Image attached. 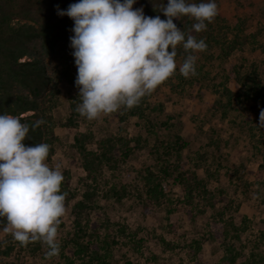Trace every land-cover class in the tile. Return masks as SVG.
<instances>
[{
    "label": "rangeland",
    "instance_id": "rangeland-1",
    "mask_svg": "<svg viewBox=\"0 0 264 264\" xmlns=\"http://www.w3.org/2000/svg\"><path fill=\"white\" fill-rule=\"evenodd\" d=\"M216 3L211 34L202 36L210 46L195 53L196 75H181L183 59L176 56L177 71L149 93L143 117L124 118L121 109L93 120L73 113L71 103L78 97L73 49L68 44L55 52L51 64L61 78L54 99L45 100L41 119L50 145L46 163L59 165L64 177L59 253L48 256L41 241L21 245L0 230V264H82L89 252H75L79 228L97 229L89 251L98 253L89 264H223L229 221L240 227L238 238L231 239L238 262L256 250V244L264 252V143L255 128L264 103L243 98L228 105L222 92L229 86L243 95L255 76L259 91L264 90V0ZM236 73L243 82L232 79ZM26 114L35 118L33 111ZM174 132L189 142L181 158L213 192L214 209L198 199L185 202L182 187L170 178L158 202L147 197L143 174L146 169L158 173L160 141ZM261 132L264 136V128ZM108 137L119 159L114 167L104 164L97 171V151L105 148L101 145ZM125 142L130 152L121 160ZM91 190L89 207L75 214L74 204Z\"/></svg>",
    "mask_w": 264,
    "mask_h": 264
},
{
    "label": "clouds",
    "instance_id": "clouds-1",
    "mask_svg": "<svg viewBox=\"0 0 264 264\" xmlns=\"http://www.w3.org/2000/svg\"><path fill=\"white\" fill-rule=\"evenodd\" d=\"M136 0H76L57 15L73 21L69 37L77 74L76 111L88 120L130 109L177 71V45L186 55L178 66L184 77L196 75L195 53L206 49L192 32L207 28L218 13L216 0H167L160 15L147 16ZM194 22L185 31L173 18ZM44 123L37 119L35 130ZM258 126L264 127V108ZM29 124L9 113L0 114V224L21 245L41 241L46 255L59 253L58 226L65 213L66 193L59 165L46 160L50 145H26Z\"/></svg>",
    "mask_w": 264,
    "mask_h": 264
},
{
    "label": "trees",
    "instance_id": "trees-1",
    "mask_svg": "<svg viewBox=\"0 0 264 264\" xmlns=\"http://www.w3.org/2000/svg\"><path fill=\"white\" fill-rule=\"evenodd\" d=\"M76 0H0V114L9 113L18 116L22 122L29 124L28 137L24 140L26 145H33L39 142L46 143V136L43 124L32 130V123L37 119H41V114L47 106L45 100H53L57 92V84L61 78L60 70L51 64V59L57 50L66 45H70L69 37L73 35L71 29L73 21L68 16H59L56 7L65 9L70 3ZM167 0H136L133 8L142 7L143 12L147 16L160 15L161 19H166L163 13L159 12L163 4ZM213 21V20H212ZM207 23V28L200 32H192L197 39H201L203 32L211 34V23ZM173 22L181 30L188 31L194 22L187 16H181L179 19L173 18ZM206 49L209 43L206 42ZM68 45V46H69ZM177 56L181 54L184 59L186 53L182 46L177 47ZM236 81L243 82V78L236 73L233 78ZM251 85L244 91L233 92L229 86H223L222 92L227 95L228 105L231 101L243 102V98L248 102L264 103V90L259 91L260 86L255 76ZM149 94L145 95L139 104L126 109L121 108L124 113L122 117L135 115L143 117L145 109H148L150 103L147 100ZM219 103V101H216ZM79 98L74 97L71 103V110L76 113V104ZM33 111L35 118L26 114ZM146 122L152 125L149 117ZM259 123V122H258ZM255 125L259 131V141L264 143L262 130L264 127ZM261 134V135H260ZM189 142L178 132L164 141H160L161 165L158 173H154L151 169H146L143 174L145 193L148 198L154 202H158L165 195V187L168 179L172 183L179 184L184 192V201L191 204L194 199L202 200L205 206L214 209V194L208 189L204 180L198 176L195 171H191L186 167L187 161L181 158V150L187 146ZM100 151H97V171L104 164L112 168L117 165V157L114 156V141L107 138L105 144L101 145ZM83 151V150H82ZM130 148L126 142L122 144L120 159L124 160L128 156ZM90 161H86L84 165H91ZM116 193V189L113 190ZM94 192L86 191L83 198L76 201L73 212L79 214L80 211L89 207L88 202ZM217 212H215L216 214ZM3 225L0 224V229ZM95 228V227H93ZM240 227L232 221L226 222L225 238L222 246L225 254L222 256L223 264H264V252L258 250L256 244L255 249L249 252V255L241 262L237 259L238 250L234 246L231 239L238 238ZM79 235L74 240L75 252L80 256L81 252H89V259L83 260L82 264L91 263L92 257L97 255L96 250H90L94 244L97 229L88 232L83 228L78 229ZM95 235V236H94ZM87 238L84 240V238ZM230 239V240H229ZM199 247V244H198ZM98 257V256H97ZM96 257V258H97ZM129 263V262H127ZM73 264V263H68ZM99 264H104L103 261Z\"/></svg>",
    "mask_w": 264,
    "mask_h": 264
}]
</instances>
